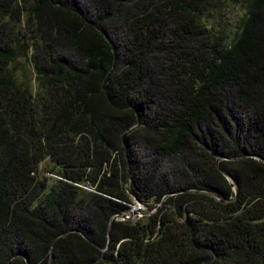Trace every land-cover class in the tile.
I'll return each mask as SVG.
<instances>
[{
    "label": "trees",
    "instance_id": "1",
    "mask_svg": "<svg viewBox=\"0 0 264 264\" xmlns=\"http://www.w3.org/2000/svg\"><path fill=\"white\" fill-rule=\"evenodd\" d=\"M0 264H264V0H0Z\"/></svg>",
    "mask_w": 264,
    "mask_h": 264
},
{
    "label": "rangeland",
    "instance_id": "2",
    "mask_svg": "<svg viewBox=\"0 0 264 264\" xmlns=\"http://www.w3.org/2000/svg\"><path fill=\"white\" fill-rule=\"evenodd\" d=\"M244 9H243V4H237V5H227L224 6L218 13L216 16H214V18L211 20V24L214 26H223V27H228V28H233L232 26L235 25L239 20L240 17L244 14ZM49 176V175H48ZM135 210H141L140 207H138L137 205H135V207L133 208ZM142 212L148 213L149 212V208L145 206V208H143ZM141 216V215H140ZM139 216V217H140ZM143 218L146 216L142 215ZM141 218V217H140Z\"/></svg>",
    "mask_w": 264,
    "mask_h": 264
},
{
    "label": "built area",
    "instance_id": "3",
    "mask_svg": "<svg viewBox=\"0 0 264 264\" xmlns=\"http://www.w3.org/2000/svg\"><path fill=\"white\" fill-rule=\"evenodd\" d=\"M135 205H137L138 207H140L141 210H135V209H133L135 207ZM143 208H145V205L135 199L134 202H133V204L130 206V209L127 212H124L121 215H116L115 218H116L117 221H121V222H127V221L136 222L139 219H142L143 218L142 215H144V216L146 215L145 212H142Z\"/></svg>",
    "mask_w": 264,
    "mask_h": 264
}]
</instances>
